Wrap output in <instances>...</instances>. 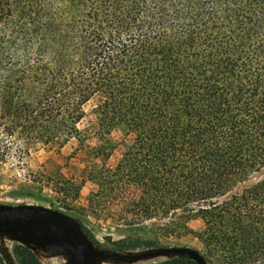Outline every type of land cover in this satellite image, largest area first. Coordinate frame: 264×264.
<instances>
[{"label": "trees", "instance_id": "trees-1", "mask_svg": "<svg viewBox=\"0 0 264 264\" xmlns=\"http://www.w3.org/2000/svg\"><path fill=\"white\" fill-rule=\"evenodd\" d=\"M92 99L123 140L95 150L122 147L88 171L90 209L178 234L198 219L206 264H264V0H0V162L79 138ZM134 242L116 249L156 244Z\"/></svg>", "mask_w": 264, "mask_h": 264}, {"label": "rangeland", "instance_id": "rangeland-1", "mask_svg": "<svg viewBox=\"0 0 264 264\" xmlns=\"http://www.w3.org/2000/svg\"><path fill=\"white\" fill-rule=\"evenodd\" d=\"M96 99L83 108L84 117L78 123L80 137L66 143L37 146L22 163L14 159L0 162V204L10 206H35L51 209L63 214L70 230L84 236L82 224L97 243L89 264H150L168 257L144 258L147 253L170 248L187 247L203 255V249L195 234L203 225L198 219L184 221L188 234L168 233L159 230V223H144L127 226L112 212L90 209L87 196L95 186L88 181L89 170L111 166L119 158L122 147H118L108 160L95 155V150L104 142L112 144L123 140L122 132L103 134L97 126L93 109ZM81 231V232H80ZM156 243L155 247H140L132 251L118 252L117 247L135 243ZM15 245L28 248L39 264H64L66 256L49 244L21 242L16 238L0 235V256L5 264H17L12 249ZM6 253V257L2 256ZM117 254L119 257H113ZM124 257H135L133 259Z\"/></svg>", "mask_w": 264, "mask_h": 264}, {"label": "water", "instance_id": "water-1", "mask_svg": "<svg viewBox=\"0 0 264 264\" xmlns=\"http://www.w3.org/2000/svg\"><path fill=\"white\" fill-rule=\"evenodd\" d=\"M0 235L21 242L49 244L66 256L64 264H89L94 252L93 244L85 236L70 230L63 214L42 207L0 204ZM2 256L6 257V253L2 252ZM112 256L119 257L117 254ZM162 256L182 257L196 264H206L198 251L187 247L163 248L143 257L151 259Z\"/></svg>", "mask_w": 264, "mask_h": 264}]
</instances>
